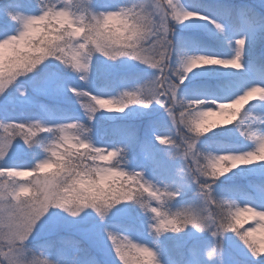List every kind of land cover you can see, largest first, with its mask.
<instances>
[{
	"label": "snow or ice",
	"instance_id": "6c2138e0",
	"mask_svg": "<svg viewBox=\"0 0 264 264\" xmlns=\"http://www.w3.org/2000/svg\"><path fill=\"white\" fill-rule=\"evenodd\" d=\"M0 264H264V0L0 4Z\"/></svg>",
	"mask_w": 264,
	"mask_h": 264
},
{
	"label": "rangeland",
	"instance_id": "374dc122",
	"mask_svg": "<svg viewBox=\"0 0 264 264\" xmlns=\"http://www.w3.org/2000/svg\"><path fill=\"white\" fill-rule=\"evenodd\" d=\"M7 2V0H0V4H3V3H6ZM247 2H249V3H254V4H256V5H259L260 4V2H261V0H247ZM16 179H23V178H21V177H17ZM249 226V222H248V220H246L242 225H240L239 227H242V228H247Z\"/></svg>",
	"mask_w": 264,
	"mask_h": 264
},
{
	"label": "trees",
	"instance_id": "16d2710c",
	"mask_svg": "<svg viewBox=\"0 0 264 264\" xmlns=\"http://www.w3.org/2000/svg\"><path fill=\"white\" fill-rule=\"evenodd\" d=\"M248 222H249V225L255 226V225L252 223V221L248 220Z\"/></svg>",
	"mask_w": 264,
	"mask_h": 264
}]
</instances>
